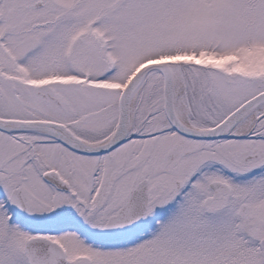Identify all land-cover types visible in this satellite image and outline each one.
I'll use <instances>...</instances> for the list:
<instances>
[{"label":"snow or ice","instance_id":"obj_1","mask_svg":"<svg viewBox=\"0 0 264 264\" xmlns=\"http://www.w3.org/2000/svg\"><path fill=\"white\" fill-rule=\"evenodd\" d=\"M0 264H264V0H0Z\"/></svg>","mask_w":264,"mask_h":264}]
</instances>
